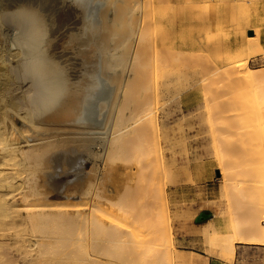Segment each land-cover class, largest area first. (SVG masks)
<instances>
[{
	"label": "bare ground",
	"instance_id": "bare-ground-1",
	"mask_svg": "<svg viewBox=\"0 0 264 264\" xmlns=\"http://www.w3.org/2000/svg\"><path fill=\"white\" fill-rule=\"evenodd\" d=\"M194 1L0 0V264H175L171 223L165 221L159 225L149 219L147 209L141 212L134 208L135 202L146 207L158 203L165 214L170 212L167 192L157 196L148 192L147 182H144L151 173L148 168L144 167L147 170L143 175L140 172L142 181L118 204L129 220L125 226L116 225L113 221L106 223L98 214L101 207L97 204H93L91 209L85 206L84 210L81 207L74 210L70 203L50 202L46 184L48 171L72 165L76 157L74 153L97 154L92 150L94 133L103 135L101 140L107 157H114L117 153L121 156L124 153L123 157H127L133 151L136 154L141 146L144 148L140 154L150 155L148 145L140 146L138 139L148 142L150 136L154 137L160 130L156 111L158 97L165 91L175 98H182V101L190 98L183 94L193 84L185 79V74L188 67L193 69L195 65H192L196 63L192 58L195 53L191 57L190 51L173 52L168 59L173 63V68L170 66L172 73L162 85H158L156 73L163 66L160 63L163 57L160 49L158 52L154 48V31H149L152 33L150 36L145 27L169 22L193 26L222 22L224 13L218 7L194 5ZM198 1L203 3L206 0ZM155 3L182 6L156 11L153 9ZM181 31L184 35L196 33L193 28ZM253 31L255 34L249 37L245 51H263L261 30L255 28ZM217 38L218 34H215L214 40ZM149 41H153V47L147 48L146 42ZM181 42V39H174L176 44ZM193 46L194 42H190L186 48ZM247 62L236 63L234 72L238 75H233L229 67L218 75L206 72V75H201L203 78L200 76L203 86H214L224 77L236 89L249 86L257 95L259 93L260 100L256 104L253 96L254 104L251 101L253 105L250 106L263 108L264 112V71L251 68ZM205 69L208 71V67ZM239 71L243 74L239 75ZM176 79L179 85L172 87ZM220 84L215 85V91H202L207 107L212 100L223 101L233 97L230 91L232 96L225 98L229 90H225L223 95L224 90L222 92L219 87H229L225 83V87ZM231 89L234 90L233 87ZM224 110H221L223 114ZM259 117L262 120L260 115H256L257 119ZM238 121L230 122L222 132H218L222 133L221 140L218 139L219 134L212 140L215 152H218L220 181L226 194L244 195L245 186H248L256 191L263 207L259 206L258 212H253L246 223L241 219L232 223L231 231H205L208 243L216 245L227 256L235 254L237 242L264 244V120L262 123L257 121L260 124L253 126L255 128L250 124V128L246 124L243 126ZM227 130L237 131L240 136L238 149L243 155V161H239L240 174L235 169L237 165L226 163L227 155L222 154L236 146L234 141L224 137ZM217 131L213 133L217 135ZM160 150V146L156 147V151ZM235 209L237 206L229 208L231 220L236 214ZM233 219L239 218L236 219L235 215Z\"/></svg>",
	"mask_w": 264,
	"mask_h": 264
},
{
	"label": "rangeland",
	"instance_id": "rangeland-1",
	"mask_svg": "<svg viewBox=\"0 0 264 264\" xmlns=\"http://www.w3.org/2000/svg\"><path fill=\"white\" fill-rule=\"evenodd\" d=\"M197 4H201L204 7H218V9L224 13L222 22L219 21L218 23H213V25H211V23H207L205 25L202 24L203 26L200 24H194L193 26V24L190 23L181 25L177 22H169L168 24H164L161 26L155 23L157 27L154 24L153 26L152 24L147 25V27H155L156 31L154 30V28L151 29L152 27H150L151 30L145 27V31L148 32L147 34H150V36L152 33H150L149 31H154V37L152 35V37L155 38V42L152 41L154 43L153 45H155L154 48L157 49L158 52L161 51V58L163 57L165 59L166 57H168L167 59H165L166 63H170V60L168 59L171 56L170 54H172L173 52V54H176L177 52L179 53L190 51L192 52L190 56L192 57V55H194L195 53L194 57L192 58H195V60H197V62H195V60L194 62L192 61L193 63L198 64L199 60L200 66H203V64L208 65V71H206L205 69L207 67H200L199 65L197 66L192 62V67L195 65L197 67V70L195 69V66L193 69L190 66L188 67V73L185 74V79H187L190 84H193L189 87V89L185 90L183 94L184 96L191 97V101L189 103H186V100L182 101V98H175L171 95L170 92L165 93V91L162 92L158 97V100L159 98L160 100L159 104H156V111L158 122L160 121V130L157 131V135L155 134L154 137L150 136L148 142L147 140L141 141L138 139L139 142L141 141L140 143L138 142L140 146L141 144H143L145 147L148 145V147L150 148V150L148 149V151H150V155L148 156L143 153L140 154L139 151H143V146H141L140 150L136 148L138 150L136 154H140V157L138 155L136 157L135 151H133L134 153H132L131 155L128 154L130 158L129 156L123 157L124 153H121L122 156L120 155V153H117V155H115L114 157H107V155L105 154L104 143L101 140L103 135L94 133L93 137L95 142L92 145V150L97 153L96 155L86 152L83 153V155L82 153H74L76 157L74 156L72 165L61 167V169L59 168L58 170L50 169L48 171L49 177L47 176L48 178L46 184L47 198L50 202L70 203L72 204V206H74V210L80 207L84 210L85 206L86 209L87 207L91 209L93 207V204H97L99 207H101V210L98 212V214L106 223H109V221H113L116 225L125 226L126 222H128L129 220L127 217H125V214L122 212V210L119 209L120 206L118 204H120L122 200L127 196V194L131 193L133 189H135L134 187L137 186L140 181H142L141 176L147 170L146 168H148L149 172H151L152 174L150 173L149 175H147L146 181H144L147 182V190H150L148 192L154 194L155 196L161 194L162 192H167L170 212L168 215L165 214V212L162 211V207L158 203H152L148 205V208L145 205L141 204V202H135L134 208L138 211L140 210L141 212H144L147 209L150 213L149 219H151L155 223H159V225L165 221H169L171 223L174 228L173 246H175V264H186L193 261V259L189 257L191 253L183 254L180 251L184 248L203 254L206 257L219 255L232 259L236 258L237 255L239 256L241 264H264V246H252L250 245L252 243L241 242L238 244L239 247L235 248V254L233 255L234 257L232 255L230 256V254H228L227 256L224 255L216 245L212 246L206 240L205 231L214 229L211 224L205 222L198 228L195 226V217L203 210H211L214 213L213 219H220L225 229L231 231L232 223L239 222L240 219L242 220V222L246 223L250 220L253 212H258L257 208L259 206L263 207V204L257 198L256 191L250 190L248 186H245V189H247L246 191H244L246 195H233L232 192L226 194L223 191L222 182L220 181L221 174H217V172L219 171V158H217L218 156L216 153L218 152H215L216 147L213 144V141L215 140L213 138L215 136L218 137V132H222L223 128H226L232 121L235 122L239 120L242 125L246 124L249 128L250 126L251 128L253 126L256 127V124H258V122H263V108H254L255 105L250 106V104H252L251 101L253 102V104L254 101L256 102V104L257 101L260 102L259 93L257 95V92H255V90H253L254 92L250 90L249 86L243 87V89L245 90L244 92L243 89H236L233 85L232 87L234 88V90H236L237 92L239 91V93L235 94V91L231 89V85L228 84V80H226V78L224 77V79H220L222 82H217L218 85L219 83H221L220 86L223 85L225 87V83L227 87H229H219L220 90H224V94H222L225 95V90H229V95H225V98L228 96H232L233 94V97L234 95H237V100H239L237 101L235 99L236 97L234 99H232L233 97H229L228 99L226 98L227 100L223 97L225 99L223 101L225 102H223L222 99H220L221 101L212 100L208 103L207 107L202 91L205 90L207 91V93L209 90L215 91V85L217 83L214 86L209 85L208 87H205L203 86V81L201 79L203 78L202 76L206 75L207 73L218 75L225 69L227 70L228 67L229 69H232L231 72L233 73V75H238V72H234L236 68L235 66L237 65L236 63L246 60H248L247 63L251 68H254L256 70L259 69L261 70V72L264 71V50L251 52L247 49L245 51V45L249 40V37H253V35L255 34L252 33L251 36L250 32L255 28L264 30V22H262L264 21V0H206L203 3L195 0L194 5ZM212 4H217V6ZM181 6L182 5L179 4L158 5V3H155L153 5V9L158 11L161 8L176 9L180 8ZM191 27L196 32L194 35H184L182 33L181 30L192 29ZM157 28L159 32L157 31ZM163 32L166 33L164 34ZM215 34H218V38L214 40ZM164 35L165 37H162ZM223 37H225V39ZM176 38L181 39L182 42L180 44L174 43V39ZM152 42L149 41L150 44L146 42L148 45H146L147 48H150L151 46L153 47V45H151ZM190 42H194V46L193 48L188 49L186 48V45H188V43ZM214 45H216V48L214 47ZM158 49H160V51ZM173 50H176V52ZM166 53L168 54L166 55ZM237 54L241 55L238 56ZM227 55H229V57ZM231 56L234 58V60L231 58ZM227 57L230 60L232 59V62L229 61ZM239 57L241 58L238 60ZM163 58L162 60L160 59V61H162L160 63L163 66L161 69H159L160 71H162V73L159 72V70V73H156L157 76H159H156L157 78H159L157 79L159 80L158 85H162L164 83V80L166 81L167 76L169 77L171 75L170 73H172L173 68V63H170V65H168L164 63L165 60ZM218 66L220 70L217 69ZM198 67L200 68L198 69ZM203 68L204 70H202ZM166 70H169L170 72H167ZM165 73H167L168 75H164ZM242 74L239 71V75ZM192 75L195 76L196 79ZM157 80L155 79V81ZM175 82H177V84ZM175 82L172 87L179 85V81H177V79ZM218 90L219 89H217V91ZM230 91L232 92V94H230ZM249 91H252L250 92L251 94L248 93ZM253 93L256 94L257 98ZM246 97L248 98L246 99ZM252 97L254 98V101L252 100ZM212 107L217 108L214 109ZM238 107L240 108V110ZM223 108H226V111ZM243 109L245 110V112ZM255 109L258 110V113H260L258 114ZM218 110L220 111V113ZM221 110H224V114ZM253 113L256 114L254 115ZM215 114H217V117L215 116ZM256 115H260L262 120H259L260 117L257 119ZM225 116L228 117L226 118ZM232 116L235 118L233 119ZM221 125L226 126L222 127ZM212 130H218L217 135L214 134L215 131ZM230 131L231 130H229V132ZM229 132L227 130L224 134V137L226 138L227 136L228 140L234 141L236 146L233 148V150L228 151L226 150V147H224L223 151L226 150V152H222V154H224L225 156L227 155V159L225 158V156H223V159L225 158L224 160L226 163H232L233 165L236 164L237 166H235V169L237 172H239L241 171V162L239 161L240 159H242L241 161H243V155L241 156V154L239 153L240 150L238 149L240 136L237 131L234 132L232 130V133L230 132V134ZM220 134L218 139L221 140ZM135 142L137 143V139ZM138 144H136V146ZM158 146L161 147L160 151H156V147ZM235 153L239 155L238 158H236L237 154ZM133 154H135V156ZM80 156L81 158L78 159ZM111 158H113V160ZM233 158L235 159V161H233ZM78 162L80 165L78 164ZM143 164L149 166H143ZM140 172H142V175ZM155 172L158 175L155 174ZM161 174H163L164 176ZM165 174H167V176ZM234 205L237 206V209H235L236 219L239 218L237 220L233 219L235 215L232 216V220L231 216H229V208L236 207ZM249 209L251 210L250 212ZM240 210H243V212H240ZM216 212L218 214H215ZM130 229L132 228L130 227Z\"/></svg>",
	"mask_w": 264,
	"mask_h": 264
},
{
	"label": "crops",
	"instance_id": "crops-1",
	"mask_svg": "<svg viewBox=\"0 0 264 264\" xmlns=\"http://www.w3.org/2000/svg\"><path fill=\"white\" fill-rule=\"evenodd\" d=\"M249 31H251V30H249ZM252 33H254L253 30H252ZM260 40H261L262 45L264 47V30L263 29H261V37H260ZM190 101H191V97L188 98L185 102L186 103H189ZM205 222L211 224L214 227V229H216V230H218V231H220L222 233L228 232V230L225 229V227L222 225L223 223L221 222L220 219H213V217H212L210 220H207ZM205 222H203V223H205ZM203 223H200V224L195 223V226L198 228ZM239 243H241V242H237L235 247H239L238 246ZM250 245H252V246H258V247L264 246V244H250ZM180 251L183 254L191 253L189 255V257L191 259H193V261L188 262L186 264H241L240 263L239 256H237V255H236V258H232V259L230 258L229 259V258H226L224 256H219V255H217V256H209V257L207 256L206 257L203 254H200V253L195 252L193 250H189L187 248L181 249Z\"/></svg>",
	"mask_w": 264,
	"mask_h": 264
},
{
	"label": "water",
	"instance_id": "water-1",
	"mask_svg": "<svg viewBox=\"0 0 264 264\" xmlns=\"http://www.w3.org/2000/svg\"><path fill=\"white\" fill-rule=\"evenodd\" d=\"M250 35H252V31L250 32ZM217 174H220V172L218 171ZM213 216H214L213 211L203 210L195 217V223L197 224L203 223L207 220H210Z\"/></svg>",
	"mask_w": 264,
	"mask_h": 264
}]
</instances>
